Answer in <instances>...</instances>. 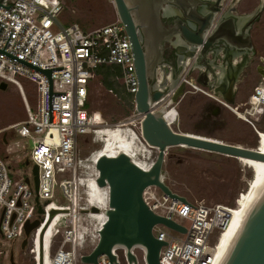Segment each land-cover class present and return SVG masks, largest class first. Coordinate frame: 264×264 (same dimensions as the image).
Returning <instances> with one entry per match:
<instances>
[{"label": "built area", "instance_id": "built-area-1", "mask_svg": "<svg viewBox=\"0 0 264 264\" xmlns=\"http://www.w3.org/2000/svg\"><path fill=\"white\" fill-rule=\"evenodd\" d=\"M64 11L62 0L0 2V83L16 85L22 94L26 119L14 124L13 128L20 136L31 139L30 158L39 167L40 180L38 191L33 182L26 181L27 177L15 183L7 161L0 156V233L6 239H0V257L9 256L14 244L24 240L27 220L43 217L44 221L31 232L25 248L35 264H41L38 262L40 234L52 209L61 212L54 216L51 224L65 215V226L56 228L53 233L51 224L48 226L44 234L43 264H79L81 250L87 245H90L87 253L94 249L99 231L107 220L105 213V217H91L93 207H90L88 197L93 181L99 178V170L97 162L84 158L78 149L79 138L99 125L95 114L88 109L91 82L97 76L99 66H120L119 81L131 95L134 107L133 115L110 129H124L129 134L136 132L141 143L149 146L142 134L144 115L136 111L139 80L126 24L117 17L111 23L90 30L78 23L63 25ZM23 80L34 87L33 104L26 96ZM163 102L162 106L168 107L171 101ZM250 103L255 108L264 106V78L252 94ZM154 161L145 162L148 167L144 169L149 170ZM59 174L69 177L58 182ZM106 187L109 207L110 189ZM58 188L62 192L60 204L53 200ZM143 199L155 214L187 228L184 233L162 223L154 226V235L166 242L160 252V264H215L214 250L220 235L230 224L231 206L208 205L190 199L183 202L157 185L146 187ZM39 204L45 210L40 216ZM160 225L183 236L169 234L161 227L156 232ZM93 230L98 234H93ZM56 235H61L60 242L53 255L46 257V241ZM31 239L34 240L32 245ZM99 264H111L109 257L101 255Z\"/></svg>", "mask_w": 264, "mask_h": 264}, {"label": "water", "instance_id": "water-1", "mask_svg": "<svg viewBox=\"0 0 264 264\" xmlns=\"http://www.w3.org/2000/svg\"><path fill=\"white\" fill-rule=\"evenodd\" d=\"M2 1L0 0V2ZM113 1L117 17L126 24V30L132 42L139 80L136 111L144 115L142 134L146 142L158 150V155L149 170L136 164L126 152H120L113 157L104 154L99 157L96 165L99 170L97 182L101 187L108 186L110 189L109 207L104 210L107 220L99 231V240L96 246L89 253L82 254L80 261L83 264H99V257L105 254L109 257L111 264H122L119 251L123 250L128 264H140V258L136 251L141 249L145 264H160V252L166 242L154 235V226L162 223L184 233L187 232V228L151 211L143 199V192L146 187L157 185L171 197L189 202L186 196L174 191L166 182L164 165L167 150L173 146H184L263 162L264 153L257 149L222 140L175 131L166 119L167 107H158L166 100L178 102L185 93L183 87H176L172 79L167 86H158L157 84V68L161 63V51L166 36H176L180 40L183 37L192 46H201L204 37L211 28L217 10L211 9L206 13L202 6L198 7L199 0ZM167 3L178 6L176 12L183 15V11L186 17L199 27L192 29L187 22L178 19L177 27L165 29V31L161 12L167 13L168 8L165 6ZM188 8H191V14H189ZM169 12L170 10L168 14ZM140 31L144 32L146 38L150 40L149 43L146 41L144 43L141 40ZM159 31L163 33H159ZM164 33L166 36L158 44L159 38ZM208 40L211 41V45L212 37H209ZM46 72L50 76L51 71ZM0 87L6 89L8 84L3 82ZM232 94L233 90H231L230 96L226 97V102L229 104L234 103ZM33 175V181L31 177H27L26 181L33 182L36 191H38L40 180L39 167L36 164L33 166ZM36 201L40 202L38 197ZM93 211L98 212L100 209L94 207ZM38 212L39 216L45 212L43 205L39 204ZM60 212L58 209H52L50 217L41 231V264H43L44 258V234L54 216ZM43 221V217L26 221V237L22 241L23 250L27 246L31 232L37 229ZM9 264H16L14 248L11 249L9 255ZM219 264H264V181L256 191L241 227Z\"/></svg>", "mask_w": 264, "mask_h": 264}, {"label": "rangeland", "instance_id": "rangeland-1", "mask_svg": "<svg viewBox=\"0 0 264 264\" xmlns=\"http://www.w3.org/2000/svg\"><path fill=\"white\" fill-rule=\"evenodd\" d=\"M62 1L65 4V11L61 17L63 25L78 23L82 28L90 30L117 19L113 0ZM254 40L257 54L261 59H264V15L254 30ZM261 81L262 77L259 76L255 81L248 82L246 84L247 95L242 99L239 98L237 104L241 103V101L244 103L249 101L250 96L261 84ZM22 82L27 98L32 104L35 103L34 87L27 80ZM126 96L129 104L124 103L104 88L98 76L92 80L88 109L95 114V121L100 127H113L133 115L132 97L129 93ZM163 104L164 102L160 103L158 107ZM218 105L217 101L204 93H190L182 104L177 107L179 117L171 125L178 132L191 133L256 149L259 145V132L264 131V106L259 108H253L251 104L243 106L240 108L241 116L233 112L229 106ZM246 108H248L250 114H244ZM243 115L246 116L243 117ZM25 119L26 109L19 88L13 84H8L6 89L0 87V156L7 161L10 175L15 183L22 182L28 176L33 181L34 177V164H25L26 158L31 153L32 141L27 137L20 136L17 130L13 128L14 124L21 123ZM100 127H95L90 133L79 138L78 149L84 158L91 159V156L103 146L104 137L97 132ZM134 129L136 130V128ZM145 155L142 159L150 163L157 158L158 150L148 146ZM164 170L166 182L173 190L192 201H200L208 205L225 204L235 207L243 198L253 179V169L239 158L184 146H173L167 150ZM68 177V174H59L57 175V180L61 182ZM61 196L62 192L58 188L53 200L60 204ZM64 219L65 215H61L58 220H55L52 223L54 225L51 224L50 226V231L53 233L56 228L63 229L65 226L63 223ZM91 222L93 223V221ZM184 223L186 225L189 224L186 221ZM159 227L164 228L169 234L183 236L161 225L156 227V232ZM60 238L61 235H56L52 236L50 241H46V257L48 254L49 256L53 255ZM0 239L6 240L1 233ZM9 242L12 244L13 241ZM33 242L34 240L31 239L30 245ZM13 248L18 264L36 263L33 257L29 255L27 249H22V241L16 242ZM89 249L90 245H87L81 252L83 254L87 253L86 250ZM136 252L140 258V264H145L143 252L140 250ZM0 264H9V256L7 254L0 257ZM79 264L83 263L79 262Z\"/></svg>", "mask_w": 264, "mask_h": 264}, {"label": "flooded vegetation", "instance_id": "flooded-vegetation-1", "mask_svg": "<svg viewBox=\"0 0 264 264\" xmlns=\"http://www.w3.org/2000/svg\"><path fill=\"white\" fill-rule=\"evenodd\" d=\"M199 1L198 7L202 6L206 13L211 9L217 10L204 42L201 46H192L183 37L180 40L176 36L161 34V38L157 40L158 44L165 36L166 40L161 51V63L157 68V84L167 86L172 79L176 87H183L184 95L178 102L172 104L176 108L182 104L188 94L201 92L217 101L218 106H229L233 112L236 113L235 110L240 112V108L251 104L252 95L249 101L245 103L241 101L237 104L239 98L242 99L247 95L246 84L255 81L259 76L262 77V81L264 78V59L257 54L254 40V30L264 15V0ZM165 6L170 12L169 14L168 11L166 14L161 12L164 30L177 27L178 19L187 22L192 29L199 27L190 21L183 11V15L178 14L176 12L178 6L172 3H167ZM188 12L192 13L191 8H188ZM159 33L163 32L159 31ZM139 35L144 43L150 42L143 31H140ZM209 37L213 39L211 45ZM185 79L191 81L197 88ZM231 90H233L234 103L229 104L226 102V97L230 96ZM252 107L255 108L253 105ZM244 111L250 114L248 108ZM31 163L33 164L29 155L25 164ZM138 250L142 252L141 249ZM119 253L122 264H128L124 251L120 250Z\"/></svg>", "mask_w": 264, "mask_h": 264}, {"label": "bare ground", "instance_id": "bare-ground-1", "mask_svg": "<svg viewBox=\"0 0 264 264\" xmlns=\"http://www.w3.org/2000/svg\"><path fill=\"white\" fill-rule=\"evenodd\" d=\"M171 105L168 104L166 108V119L167 121L172 124L178 120L179 112L176 107L170 102ZM97 123V122H96ZM98 124V123H97ZM100 127V125H98ZM103 127V128H102ZM100 127V130L97 132L100 136L104 137L103 146L95 152L92 156L90 161L97 162L101 155H109V156H116L120 152H126L128 155L132 157L134 162L141 166L142 168L148 167L144 163L146 162L142 159L147 151L146 144L137 138L136 132H125L124 129H110L106 128V126ZM98 129V128H97ZM128 133V134H127ZM259 145L256 148L259 151L264 153V131L259 132ZM195 135V134H193ZM204 137V136H202ZM208 138V137H207ZM213 139V138H212ZM216 140V139H213ZM143 144V145H140ZM143 146V147H142ZM150 146V145H149ZM152 147V146H151ZM146 158V157H145ZM243 163L247 164L250 168L253 169V179L249 184L243 198L239 202L238 205L231 208V221L227 229H225L219 237L217 241V247L214 250L215 256V264H219L221 259L223 258L225 252L227 251L232 239L236 235L238 229L241 227L244 218L247 214L251 201L264 181V162L260 160H254L250 158H239ZM107 187H101L97 181H93L92 190L88 197L89 205L93 208L95 206H99L103 208L100 211H90L91 217L96 219V217H105L104 210L108 208V191ZM107 194V195H106ZM237 201H239L237 199ZM92 208V209H93ZM89 209V208H86ZM54 225V224H52ZM52 230V229H51ZM93 234L97 235L98 231L93 230Z\"/></svg>", "mask_w": 264, "mask_h": 264}, {"label": "trees", "instance_id": "trees-1", "mask_svg": "<svg viewBox=\"0 0 264 264\" xmlns=\"http://www.w3.org/2000/svg\"><path fill=\"white\" fill-rule=\"evenodd\" d=\"M96 75L99 77L100 82L108 91L112 90L113 94L122 100L124 103H128L126 96L127 91L120 83L119 78L121 76V68L118 65H101L96 69Z\"/></svg>", "mask_w": 264, "mask_h": 264}]
</instances>
